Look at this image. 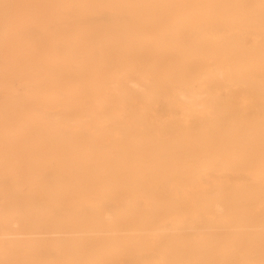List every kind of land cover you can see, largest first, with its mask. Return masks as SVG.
<instances>
[{
	"label": "bare ground",
	"instance_id": "obj_1",
	"mask_svg": "<svg viewBox=\"0 0 264 264\" xmlns=\"http://www.w3.org/2000/svg\"><path fill=\"white\" fill-rule=\"evenodd\" d=\"M104 1L46 31L0 0L33 17L0 25V264H264V0L155 29Z\"/></svg>",
	"mask_w": 264,
	"mask_h": 264
},
{
	"label": "rangeland",
	"instance_id": "obj_2",
	"mask_svg": "<svg viewBox=\"0 0 264 264\" xmlns=\"http://www.w3.org/2000/svg\"><path fill=\"white\" fill-rule=\"evenodd\" d=\"M16 6L21 7L28 12L32 10L40 11L43 14L41 21V27L46 31L59 30V31H71L72 28L83 29L86 27L84 16L91 13H103L105 16L106 9L104 0H26V4H21L20 0H13ZM45 2V3H44ZM48 2V3H47ZM237 8L233 9V13H241L245 18H249L253 11L258 12L262 10L258 0H236ZM35 3H38V7ZM206 3L210 11H214L213 8L219 3V0H203ZM198 4V0H133L129 5H119L113 11L124 14L127 13L126 21L122 24L124 28L132 29H155L161 27H174V21L185 18L188 11L194 9ZM71 5V6H70ZM52 6V7H51ZM91 8H88V7ZM191 9V10H189ZM213 17L217 21H223V17L219 15L218 10ZM110 12V10H108ZM103 16L102 21L105 20ZM47 20H44V19ZM33 17H26L22 24L14 17H8V19L0 16V25L6 24L11 30H15L19 25L27 27L29 21ZM49 19H57L62 23L52 24ZM64 21H69L70 24H63ZM114 26V24H113ZM234 26V25H233ZM67 35L71 33L66 32ZM10 41L14 44L24 45L31 44V40L27 39V36L11 34ZM38 48L36 51L27 48L28 53L33 57H38L42 54V51L47 52L50 50L48 40H37ZM13 53V51L11 50ZM34 64L36 62L32 61ZM0 66H4V60H0ZM37 100L34 97H28L27 102L31 106L34 102H40L45 104L47 101L40 98ZM34 101V102H33ZM6 105V104H5Z\"/></svg>",
	"mask_w": 264,
	"mask_h": 264
}]
</instances>
